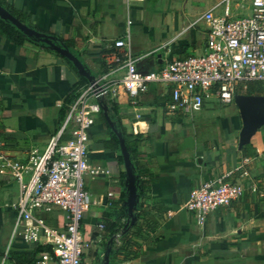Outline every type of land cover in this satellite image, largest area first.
Returning a JSON list of instances; mask_svg holds the SVG:
<instances>
[{
	"label": "crops",
	"instance_id": "1",
	"mask_svg": "<svg viewBox=\"0 0 264 264\" xmlns=\"http://www.w3.org/2000/svg\"><path fill=\"white\" fill-rule=\"evenodd\" d=\"M217 1L0 3L13 9L14 17L27 27L61 38L66 43L62 47L95 77L107 69L110 54L118 49L113 41L123 36L127 25L133 54H145L138 62L140 70H155L175 57L203 52L204 25L181 30ZM26 35L18 44L0 29V141L6 154L17 159H25L33 149L43 150L60 132L67 104L83 82L70 60ZM246 84L237 86V94L259 96L264 106L263 81ZM132 99L122 87L114 99H101L89 130L88 162L103 173L84 175L91 202L81 219L86 242L82 264H264V123L240 145L243 120L235 102L224 108L210 102L192 116L168 112L169 88L155 83L135 97L136 103ZM212 117L218 123L211 135L199 121ZM72 126L61 130L60 140L71 136ZM122 143L134 166L132 204ZM216 175L241 182L244 192L198 223L184 203L192 189ZM17 195L16 184L0 174V257L18 217L5 203ZM35 213L49 225L64 228V210ZM130 218L132 227L116 243V234ZM100 222L103 228L98 227ZM37 245L47 246L13 237L11 263L17 264V256L27 260L24 264H34Z\"/></svg>",
	"mask_w": 264,
	"mask_h": 264
},
{
	"label": "built area",
	"instance_id": "2",
	"mask_svg": "<svg viewBox=\"0 0 264 264\" xmlns=\"http://www.w3.org/2000/svg\"><path fill=\"white\" fill-rule=\"evenodd\" d=\"M202 24L206 32L203 52L175 57L155 70L145 71L138 68L145 54H133L127 25L123 36L113 41L118 49L110 54L107 69L78 87L68 103L61 126L63 130L73 124L68 139L60 140V130L43 150L33 149L25 159L6 154L0 141V174L13 181L18 190L16 200L5 203L17 211L18 217L0 264H13L10 249L17 235L26 243L49 245L50 251L34 255V264H82L86 242L81 219L91 202L84 175L103 173L88 162L89 130L101 110V99H114L122 87L136 103L135 97L155 83L169 88L168 112L192 116L210 102L224 107L233 104L239 84L245 86L252 80L264 83V0H219L196 15L181 32ZM225 177L216 175L190 191L184 207L195 214L198 223L243 194L241 182ZM54 208L66 213L62 230L35 213ZM98 227L103 228L104 223H98ZM122 233L123 229L116 234V243Z\"/></svg>",
	"mask_w": 264,
	"mask_h": 264
},
{
	"label": "water",
	"instance_id": "3",
	"mask_svg": "<svg viewBox=\"0 0 264 264\" xmlns=\"http://www.w3.org/2000/svg\"><path fill=\"white\" fill-rule=\"evenodd\" d=\"M0 18L3 20H9L11 23L22 29L29 36L38 38L41 41L51 44V41L47 36L42 33H38L31 28L27 27L23 23L19 22L12 13H10L1 3H0ZM52 47L64 57L72 62L74 67L79 71L80 74L85 76L88 81L93 79L89 74L87 69L81 60L68 48L52 44ZM262 98L259 96L248 95V94H236L235 95V104L240 109V114L243 120V125L239 133V143L243 145L249 142L250 137L257 130L259 126L264 123V106L261 104ZM123 155L125 160L127 180L130 185V196L129 202L133 203L135 198V189H134V176L132 168L129 161V155L126 152L123 143H122Z\"/></svg>",
	"mask_w": 264,
	"mask_h": 264
},
{
	"label": "trees",
	"instance_id": "4",
	"mask_svg": "<svg viewBox=\"0 0 264 264\" xmlns=\"http://www.w3.org/2000/svg\"><path fill=\"white\" fill-rule=\"evenodd\" d=\"M5 8L9 12H11L14 16H16L13 9H11V8H9L7 6H5ZM16 18H17V16H16ZM0 29H2L4 31V33L7 35V37L10 40H12V41H14L15 43H18V44L21 43L23 40H25V39L28 38L27 35L22 30L16 28L9 20H3V19L0 18ZM32 29H34V31H36L38 33H42V34L46 35L49 38V40L51 41V44H49V43H46V42L38 41L37 39H33L36 43H40L44 47L49 48V49H53L52 44L60 45V46H66V43L61 38L55 36L54 34H51L49 32H45V31H42L38 27H34ZM80 76H81V79H82L83 82H81V84L79 85V87L81 85H83L84 83H86L85 77H83L82 75H80ZM252 81H255V80H252ZM252 81H249V82H252ZM249 82H247L246 86L248 85ZM247 90L249 91V87H248ZM261 91L262 90H259L258 92H261ZM76 94L74 95V97L76 96ZM73 98H71L69 102H71V100ZM127 151L128 152L130 151L129 145H128ZM130 165H131L132 172H133L134 171V166H133V163H132L131 160H130ZM133 176H134V179H135V174L134 173H133ZM132 225H133V221H132V218H130V219H128L126 221V223L123 226V229H124L123 230V232H124L123 235L128 232V230L132 227ZM34 251H36V252L50 251V247H49V245H47V246L37 245ZM15 260H16V263L17 264H24L25 262H27V260H25L24 258L17 257V256H15Z\"/></svg>",
	"mask_w": 264,
	"mask_h": 264
},
{
	"label": "rangeland",
	"instance_id": "5",
	"mask_svg": "<svg viewBox=\"0 0 264 264\" xmlns=\"http://www.w3.org/2000/svg\"><path fill=\"white\" fill-rule=\"evenodd\" d=\"M218 106V105H217ZM220 108H224V106H218ZM218 123V121H216L215 117L212 118H207L205 120L199 121V126H203L206 127V129L210 132V134L212 135V131L214 129V125ZM214 132V131H213Z\"/></svg>",
	"mask_w": 264,
	"mask_h": 264
}]
</instances>
